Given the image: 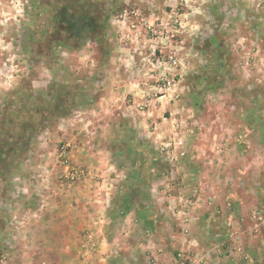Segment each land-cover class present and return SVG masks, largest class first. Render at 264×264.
I'll list each match as a JSON object with an SVG mask.
<instances>
[{
  "label": "rangeland",
  "instance_id": "obj_1",
  "mask_svg": "<svg viewBox=\"0 0 264 264\" xmlns=\"http://www.w3.org/2000/svg\"><path fill=\"white\" fill-rule=\"evenodd\" d=\"M3 180L14 219L40 222L58 203L101 221L64 220L61 261L47 247L31 264H87L86 235L110 264H213L214 245L247 260L244 234L221 242L211 220L231 195L260 214L264 0H0ZM124 191L128 210L116 204ZM149 211L167 251L159 230L137 236Z\"/></svg>",
  "mask_w": 264,
  "mask_h": 264
},
{
  "label": "crops",
  "instance_id": "obj_2",
  "mask_svg": "<svg viewBox=\"0 0 264 264\" xmlns=\"http://www.w3.org/2000/svg\"><path fill=\"white\" fill-rule=\"evenodd\" d=\"M140 8L144 10L146 6H144L143 8L142 7ZM133 94L135 95L136 92ZM137 95L139 96V93H137ZM11 186L9 182L8 183L4 182V180L0 182V189L2 190L5 188L3 191L5 192L3 197L0 194V249L5 252L4 264L14 263V260H12L10 256H12V253L13 255L16 253L12 252L11 254H9L11 250H13V241L14 242L19 241L18 243L21 245L20 250L18 252L20 253L18 255L19 257V261H17L18 264H31L36 254L39 255L40 253L41 254L46 253L47 247H48L47 251H49L52 255L51 256L52 260L57 261L59 263L62 259V255H63L62 252H65L64 248H62L61 245L59 244L60 242L59 236L61 234V227L59 226L60 224L63 223L64 220L68 221V219H71V222L69 224L73 226H74V222L77 221L81 223V220H83L84 223L88 222V224H98L101 222L99 219L87 218L88 215L86 214L84 210H82L81 212L84 214H81V213L79 214L80 211L76 210L77 215H75V214H72L68 210L67 212H64L62 215L60 213L58 203H57V206H55L56 205L55 203L53 204L54 207L52 208V212L51 211L47 212L46 215L42 218L43 220L41 219L40 222H38L39 219L37 220L32 219L26 215L24 216L22 215L14 219V214L10 213L13 207L10 206L9 204L13 196L12 191H10L12 189ZM34 188L37 191L38 187H34ZM231 196L227 197V201L229 200V202L226 204L229 207L228 208L224 207L223 209L224 213L221 215V218L213 217V220H211V222L213 223L212 230H213V233H217L216 235H219L221 242L225 241L223 239H226V235L228 236L232 232L234 233L242 232V234H244V237L242 238L243 248H242V252L240 253H243V255L247 256L248 259L246 260L242 258V256L238 252L234 253L233 256L232 254L229 255V253L224 252L221 247L216 248V246L214 245L213 246V255H214L213 264H264V207H263L264 193L261 191L260 194L256 196V198H253L254 201H256L258 204L261 205L260 210H259L260 211L259 217L256 215L257 216L256 223L255 221L251 220V214H252L251 210H252L253 201H250L248 203V201L246 200L245 201L246 204H245L242 198H239L238 196H235V195H231ZM55 199H54V202H57L55 201ZM216 201L218 203L217 205L222 206L221 204L223 201H221V199L217 198ZM105 203L107 204V201H105ZM224 206L226 205L224 204ZM103 210H104V214L107 215V210L105 208H103ZM149 213H150L149 214L150 216H148L147 219L142 218L139 215L134 216L132 214L133 215L132 218L128 219L127 217L126 220H122L124 221V223L121 226L124 227L125 224L130 223L129 221H131V219L132 220L133 218L139 219L140 217L139 223L141 225V228H139V230H136L137 236L143 234V230H150V231L159 230V235L162 232L163 236L166 237L163 240L161 239V236H158L159 240H163L165 249L167 247H171L170 240L167 238L169 237L168 236L169 234L164 233V231H166V228L162 223V220H161L162 217L157 216L156 211L154 212L149 211ZM201 214L202 215L200 217L199 226H198L199 234L200 232L205 233V230H206L205 227L210 221L207 216L206 217L204 216L205 213H201ZM74 216H76L77 218L76 217L74 218ZM241 222H243L244 225ZM107 224H108V220H107ZM253 224H256V225H253ZM140 225H138V227ZM10 231H11V234H10ZM74 233L75 232L71 230L68 233V236H72L74 235ZM195 233H196V230H195ZM16 234L20 236L19 238L20 240L19 239L14 240L18 237L16 236ZM46 237H50L47 240V242H46V239H47ZM220 241H219V244L221 243ZM66 249L69 250L70 247H67ZM115 249H118L117 251L118 254L123 255L121 252L122 248L119 245H117ZM92 252L91 250L82 252V254L85 255L83 256L82 261L85 262L86 259H90L91 261L88 262L87 264H110L111 263L112 257L110 256H107L106 258L102 257L100 254L103 253V251H100L99 248L97 251L99 253L92 254Z\"/></svg>",
  "mask_w": 264,
  "mask_h": 264
},
{
  "label": "built area",
  "instance_id": "obj_3",
  "mask_svg": "<svg viewBox=\"0 0 264 264\" xmlns=\"http://www.w3.org/2000/svg\"><path fill=\"white\" fill-rule=\"evenodd\" d=\"M159 62V61H158ZM157 62V63H158ZM176 64H177V62H176V60H174L173 58H171L170 57V60H169V62H168V65L170 66V67H175L176 66ZM168 66V67H169ZM169 85V84H168ZM169 90H170V88H169ZM162 91V89H160V92ZM169 98L170 96L169 95H166V96H163V95H161L160 97H159V99H162V98ZM66 147V146H65ZM65 147L63 146V147H61V150L62 151H60L61 152V157H63V155H64V153H65ZM78 177L79 178V175L77 174V173H75V174H72V179L74 178V177ZM236 237H238V236H236ZM86 241H87V243H84L83 244V250H85V252L86 251H88V250H93V247H94V244L93 243H91V237H90V235H86ZM238 251L240 252L241 250L238 248ZM4 259H5V252L3 251V250H1L0 249V264H4Z\"/></svg>",
  "mask_w": 264,
  "mask_h": 264
},
{
  "label": "trees",
  "instance_id": "obj_4",
  "mask_svg": "<svg viewBox=\"0 0 264 264\" xmlns=\"http://www.w3.org/2000/svg\"><path fill=\"white\" fill-rule=\"evenodd\" d=\"M72 17H77V14L75 13H71ZM139 183L135 184L136 187L140 186V183L142 182L141 177L138 179ZM129 194H127V192H122V194L119 196V198L117 199L116 204L118 203V205L122 206V209H127L128 210V202L130 201V196H128ZM140 200V198H139Z\"/></svg>",
  "mask_w": 264,
  "mask_h": 264
}]
</instances>
